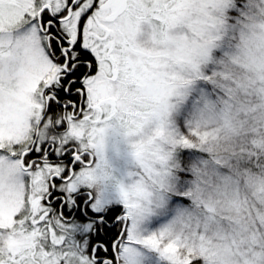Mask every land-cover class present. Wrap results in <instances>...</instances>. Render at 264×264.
Masks as SVG:
<instances>
[{
    "label": "snow or ice",
    "instance_id": "1",
    "mask_svg": "<svg viewBox=\"0 0 264 264\" xmlns=\"http://www.w3.org/2000/svg\"><path fill=\"white\" fill-rule=\"evenodd\" d=\"M193 4L226 0H0V264L172 261L144 224L165 188L188 195L172 181L195 145L166 117L193 74L213 82L200 65L226 31Z\"/></svg>",
    "mask_w": 264,
    "mask_h": 264
},
{
    "label": "clouds",
    "instance_id": "2",
    "mask_svg": "<svg viewBox=\"0 0 264 264\" xmlns=\"http://www.w3.org/2000/svg\"><path fill=\"white\" fill-rule=\"evenodd\" d=\"M190 13L194 25L207 20L226 31L211 62L200 65L201 72L216 73L213 82L193 74L190 88L171 98L175 107L166 117L195 145L179 146L191 155L172 181L188 195L176 198L165 188L167 204L153 205L144 235L163 231L177 251L168 261L141 250L153 257L150 264H264V0H226L222 10L193 4ZM139 42L156 46L150 35ZM145 183L155 204L161 193L147 177Z\"/></svg>",
    "mask_w": 264,
    "mask_h": 264
},
{
    "label": "rangeland",
    "instance_id": "3",
    "mask_svg": "<svg viewBox=\"0 0 264 264\" xmlns=\"http://www.w3.org/2000/svg\"><path fill=\"white\" fill-rule=\"evenodd\" d=\"M153 260V257L150 255L146 254L145 259H144V264H150V262ZM158 264V262H157Z\"/></svg>",
    "mask_w": 264,
    "mask_h": 264
}]
</instances>
